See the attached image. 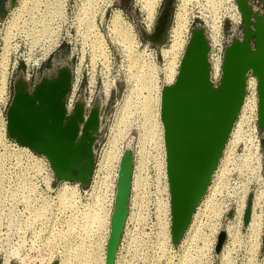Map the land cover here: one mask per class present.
<instances>
[{
	"label": "rangeland",
	"instance_id": "1",
	"mask_svg": "<svg viewBox=\"0 0 264 264\" xmlns=\"http://www.w3.org/2000/svg\"><path fill=\"white\" fill-rule=\"evenodd\" d=\"M53 1L57 3L56 13L60 16L63 7L65 8L58 23L60 35L69 41L73 55H76L74 60L72 58L73 62L78 61L74 65L72 86H76L80 73L83 77L87 73L90 93L96 81L95 91L100 92L101 89L104 97H107L100 111L103 136L94 144V161L97 162L95 171L100 179L99 187L95 186L98 191L90 186L80 196V201L84 203L92 190L94 209L90 213V224L94 247L87 249L84 259L78 252L76 257L72 255L73 259L71 253H63L58 264L105 263L104 243L109 230L117 166L128 142L132 148L128 214L120 238V248L116 250L112 264H122L123 255V264H264V144L256 125L257 113L254 116L255 140L249 132V122L243 109H239L230 128L208 187L195 207V215L191 217L177 245L170 242L169 199L162 127L158 118L160 87L163 83L171 82L175 76L179 57L190 31L187 24L194 14L205 20V35L211 51L218 45L222 33L227 42L231 36L242 33L241 25L227 18L230 16L238 20L240 17L234 0L231 2L232 12L220 0H181L173 22L167 29L168 39L165 38L159 44L143 39L136 30L137 27L124 21L116 9L109 20L106 19V14L104 17L100 16L103 6L97 0L96 5L94 0ZM140 1L147 11L149 21L157 0ZM252 1L256 4V0ZM40 3L41 0H19L18 8L10 10L9 20L17 21L25 11L31 22L40 19L42 23L49 22L44 17L47 9L40 12ZM12 4L10 0H5L6 11L3 16L0 15V142L2 141L3 147L14 149L16 154L24 152L33 162L41 165L47 182L50 179V169L46 162L37 158L28 146L15 141L5 143L4 140L5 119L1 108L8 100L7 74L10 69L5 67L3 60L10 48H17V52L24 50L22 36L26 25L21 20L17 21L14 29L9 31L7 25L1 22ZM228 12L229 15L226 16ZM222 17L224 18L220 24ZM196 23L202 25V21L195 19L191 27ZM54 44L55 39H50L47 48ZM62 46L69 48L67 44ZM61 53V56L54 55L51 61L46 60L39 69H35L36 76H39V72L45 73L50 65L65 62L67 51L63 49ZM212 59L219 61L218 57ZM14 76H22V69L17 68L13 72ZM246 92L244 97L248 94L247 87ZM24 169L25 164L18 155L11 156L0 146V176H3L0 177V199L7 198V193L11 197L9 195L12 192L15 195L20 190L15 187V180L16 175L25 173ZM41 173L44 174L43 171ZM60 181L52 180V192L45 186V194L52 196L57 190L58 197L64 199L66 197L61 193L63 184L77 183L66 179ZM76 190L77 184L71 194H67L69 204L76 201L72 198ZM248 194L249 215L244 223L242 216ZM11 201L13 200L4 201L3 208L9 206ZM99 207H103L101 225L92 219ZM219 231L224 233V239L218 252H215ZM154 244L157 247L151 246ZM170 244L173 246L168 247ZM140 245L145 246L142 252L137 249ZM7 247L0 243V250ZM27 247L25 244L24 248ZM48 250V255L38 256L36 250L25 249L30 257L27 253H20L17 248L5 251L3 255L0 251V264H51L54 262L55 251L51 247Z\"/></svg>",
	"mask_w": 264,
	"mask_h": 264
},
{
	"label": "water",
	"instance_id": "2",
	"mask_svg": "<svg viewBox=\"0 0 264 264\" xmlns=\"http://www.w3.org/2000/svg\"><path fill=\"white\" fill-rule=\"evenodd\" d=\"M234 2L242 34L231 37L224 46L219 77L210 78L209 42L203 25L196 23L189 31L173 80L160 87L159 119L169 198V232L174 245L210 181L240 109L249 75L255 77L256 125L259 134L264 135V0L260 10L250 0ZM172 4L173 0H163L153 30L139 29L143 39L155 44L165 40ZM5 11V0H0V15ZM70 73L69 66L61 65L49 76L41 75L29 91L28 83L15 77L4 112L5 130L17 143L44 155L55 180L77 181L86 186L94 165V144L104 132L100 111L106 97L96 92L86 116L80 102L75 104L72 114H66L64 96L70 86ZM131 173L132 148L128 142L117 166L104 264L113 262L128 214ZM249 207L250 194L243 211L244 223ZM223 239L224 233L219 231L215 252Z\"/></svg>",
	"mask_w": 264,
	"mask_h": 264
},
{
	"label": "built area",
	"instance_id": "3",
	"mask_svg": "<svg viewBox=\"0 0 264 264\" xmlns=\"http://www.w3.org/2000/svg\"><path fill=\"white\" fill-rule=\"evenodd\" d=\"M97 1L100 3V5L103 6L100 16L104 17L106 14L107 15L106 19L109 20V17L116 9L119 11L123 20L125 19L124 21L128 23L130 22L129 24L133 25L132 27L134 28L137 27L136 28L137 31H139V29H142L146 32H151L154 28L158 11L160 9L163 0L155 1V4L152 9L153 10L152 16L149 21L147 17V11L142 6L140 0H131L132 8L135 13V19H133L132 16L128 14L126 10L116 5L114 0H97ZM220 1L221 3L224 2L225 4H227L229 11L232 12L231 11L232 0H220ZM47 3H48V8H46ZM180 3L181 0L173 1L172 11L170 15L171 22L169 23L167 29H169L170 25L172 24L174 13L177 10L178 5ZM18 4H19V0L18 1L15 0V2L12 4L10 9H8L6 13V17L1 20V22L7 25L6 27L7 29H9V31L14 29V25L17 23V21L21 20L22 22L26 23L22 36L24 50L21 52H17V48H14L12 46V48L14 49L10 48L5 54V58L3 60L5 67L6 68L9 67L10 69V72L7 74V85H8L7 96H6L7 99L9 97L10 81L12 79L13 72H15L17 68H21L23 73L27 74L28 72L38 67V65L41 64L54 49H56L62 44H67L70 52L73 54L69 46V41L65 39L64 36L60 35V27H59L60 25H58V23L61 21L64 15L63 14L65 10L64 7L62 9V15L60 16L59 14L56 13L57 3L55 1L41 0L40 12L43 11L44 9L45 10L47 9L44 17L48 18L50 21L48 19L46 20H48L49 22L46 21L45 23H42L41 19L40 21L31 22V20L28 19V14L25 11L22 13V17L17 21L9 20L10 10L14 7L18 8ZM228 15L229 12L226 16ZM74 18L76 20V15ZM223 18L224 17H222V19L219 20L220 24ZM227 18H231L235 23L240 22V17L238 20H234L230 16ZM195 19H199L200 21H202V25L205 29V20L202 19L198 14H194L193 16H191V18L188 21L187 28L189 30L191 29V25ZM168 34L169 33L167 31L166 39H168ZM49 38L55 39V44L50 48H47L50 44ZM224 45H225V39L222 33L218 45L215 48H213L212 51L210 47L208 49L207 58L210 66V78L212 80H216L219 77ZM46 49H48V51H46ZM73 56L75 59L76 55ZM214 57L219 58V64H218V70L216 76L212 75L211 64H212V58ZM77 62L75 61L74 65ZM73 70H74V66H73ZM85 75L86 76L83 77L82 73L79 74V78L76 82V86L75 87L72 86V91L69 100L71 99L74 91L77 90V88L79 87L82 81L85 82L87 100H90L97 92L95 91L96 89L95 88L96 81H95L92 87L93 91L90 93L89 83H88L89 76L87 75V73ZM73 77H74V73H73ZM245 92H246V88H245ZM100 93L103 95L101 89H100ZM5 105H6V101L1 108V114L3 118H4L3 111ZM4 136H5L4 139L5 143H12L10 141L13 140L7 136L5 129H4ZM0 146L2 149H5V151L9 152L11 156L13 154L15 155V157H17L18 155L25 164V169H24L25 173L16 175L17 180H15L16 182L15 187L20 188V190H18V192H16L15 195L12 192L9 195L11 197H8V193H7V198H4L5 200L0 199V243L8 246L7 248L0 250L1 254L3 255L5 251H11L17 248V250H19L20 253L22 254L27 253V255H29V253L25 251V249L28 250L29 248L30 249L32 248L34 249V251L35 250L37 251L38 256L40 254L46 256L48 255L47 254V252L49 251L48 249L51 247L53 252L55 251V256L53 261L54 262L57 261V264L59 262L60 255L63 253L64 254L71 253V259H73L72 255L76 257V254L78 252L82 256V259H84V254L87 253V249L94 247V245H92V241L94 239L92 238L91 224H90L91 222L90 213L94 209V203H93L94 198L92 199L91 197L92 190L89 192L88 200L85 201L84 203L80 201V196L81 193L84 194L85 190L90 186L92 189L94 188L96 192L98 191L97 189H95V186L96 188H98L99 187L98 184L100 183V179L97 176V171H95L97 162L94 161V165L88 185L82 186L79 182L76 181L77 190L75 191L76 193H74L72 196V198L74 197L76 201L74 202V204L73 202L72 204H69L70 200H68L69 199L68 196L66 195V198L60 199L57 195V190L54 192L52 196H50L49 194H45V191L43 190L45 186H47L49 191L52 192V188H53L52 180H54L55 182H61V181L55 180L54 175H52L53 173H51L52 171L48 163V160L44 155L31 149V152H33V154L36 155L37 158H40L44 162H46L47 167H49L50 169V179L47 182H45V177H44L45 170L43 169V167L41 168V165H38L36 162H33V159L27 156V154H25L24 152L23 153L18 152V154H16L17 152H15L14 149H12L11 147H7V148L3 147L2 141L0 142ZM41 171H43L44 174H42ZM93 185L94 187H92ZM31 186L32 188H30ZM7 200H13V201L9 202V206L3 208L5 205L4 201ZM112 203H113V198H112ZM111 207H110V211H111ZM4 210H7V212ZM120 243L121 242L119 240L118 246L116 248L117 251L118 248H120L119 246ZM25 244L28 245L27 248H24ZM171 245L172 244L167 246L169 247ZM105 246H106V242L104 243V252H105ZM151 246L155 247L156 245L154 244ZM144 248L145 246L141 247L140 245L137 249L141 250L142 252L144 251ZM117 251H115V253H117ZM30 256L31 255H29V257ZM114 256L116 255L114 254ZM124 257H125L124 255L121 257V260L123 259V262L125 261Z\"/></svg>",
	"mask_w": 264,
	"mask_h": 264
},
{
	"label": "flooded vegetation",
	"instance_id": "4",
	"mask_svg": "<svg viewBox=\"0 0 264 264\" xmlns=\"http://www.w3.org/2000/svg\"><path fill=\"white\" fill-rule=\"evenodd\" d=\"M14 2H15V0L12 3H14ZM114 2L116 3V5H118L122 9L126 10L128 12V14H130L132 16V18L135 19V13H134L133 8H132V1L131 0H114ZM250 2L252 3V5H253V7L255 9H259L260 10L262 8L261 0H256V4L252 0H250ZM158 13H159V11H158ZM239 16H240V14H239ZM239 24L241 25V18H240ZM241 30H242V28H241ZM240 35H238V36L235 35V37H240ZM231 37H233V36H231ZM226 43H227V41L225 40V45H226ZM153 44H155V43H153ZM63 49H65L67 51V60L65 62H63V63H60V64H56V65H53V66L50 65V67L46 70L45 73H41L40 74V72H39V76H36V73L34 72V70L35 69H39L41 67V65L46 60L51 61L54 55L59 54L61 56L62 55L61 51ZM72 58L74 60L73 54L70 52L69 48H67L66 46L60 45L59 47H57L56 49H54L48 55V57L41 64L38 65V67H36L32 71L28 72L27 74H24L23 71H22V76H18V77L24 79L28 83V86H29L28 91H29V89L32 86V83L34 81H37L40 78L41 75L49 76L54 71L55 68H57V67H59L61 65H67V66H69L70 67V72H71L70 73V86H69V89H68V91L66 92V94L64 96V108H65V112L68 115L72 114L73 108H74L75 104L78 103V102H80L82 104V106H83V114H84V116H86L87 113H88V110L90 109V107H91V105H92V103L94 101V96L90 100H87L86 99V89H85V86H84V81H82L80 83L79 87L77 88L76 91H74L73 96L69 100V97H70L71 91H72V82H73V66H74V62H73ZM15 77H17V76H14L13 77V75H12V79L10 81V86H9V97H8L7 102H6V105H5V108H4V112H5V110H6L7 106H8V103H9L10 98H11V94H12V81H13V79ZM248 77L255 79V77L252 76V75H249ZM10 88H11V92H10ZM4 119H5V116H4ZM260 136H261V139H262L261 140L262 141V144H264V135L263 134H260ZM9 138H11V137H9ZM11 139L13 141H15L13 138H11Z\"/></svg>",
	"mask_w": 264,
	"mask_h": 264
},
{
	"label": "bare ground",
	"instance_id": "5",
	"mask_svg": "<svg viewBox=\"0 0 264 264\" xmlns=\"http://www.w3.org/2000/svg\"><path fill=\"white\" fill-rule=\"evenodd\" d=\"M218 64H219V61L212 59V64L211 65H212V75L213 76H216V73H217V70H218ZM255 84H256V82H255L254 78H249V77L247 78L246 87L248 88V94L245 97H243L242 103L240 105V109H243V111L246 113V118H247V120L249 122V132L252 133V136L256 140V128H255V117L254 116H255V113H256V102L257 101H256ZM158 118H159V109H158ZM161 131H162V128H161ZM162 142H163V140H162ZM256 149H257V143L255 145V150ZM75 186H76V184H70L69 185L68 183L65 182L63 184L62 188H61L62 196L66 197L67 194H71V192L75 189ZM207 187H206V189H207ZM167 195H168V189H167ZM202 197H203V195H202ZM202 197L200 198V200L202 199ZM99 202H101V201H99ZM97 205H98V203H97ZM102 208L99 207V210H97L96 213L92 216V219L97 224H100V225L103 222V219H102L103 215L101 214L102 213V210H101ZM194 215H195V208H194V211H193L191 217L193 218Z\"/></svg>",
	"mask_w": 264,
	"mask_h": 264
}]
</instances>
